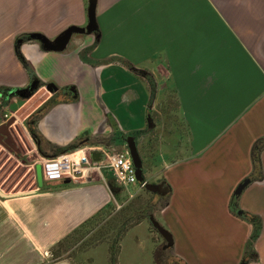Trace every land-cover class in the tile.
I'll use <instances>...</instances> for the list:
<instances>
[{"label": "crops", "instance_id": "obj_1", "mask_svg": "<svg viewBox=\"0 0 264 264\" xmlns=\"http://www.w3.org/2000/svg\"><path fill=\"white\" fill-rule=\"evenodd\" d=\"M84 1L51 0L28 30L0 21L8 29L0 34V87L38 84L30 98L9 93L1 103L28 143H18L15 160L30 169L38 157L65 149L128 151L132 135L145 180L157 191L136 183L131 194L117 183L114 194L105 168L0 196V264H76L52 248L107 204L110 214L125 195L143 192L149 199L119 241L117 264L129 235L132 256L146 253V264H240L245 257L264 264V145L259 170L252 153L264 142V0H96L97 30L72 34L62 50L22 36L53 40L70 25L86 26ZM0 8L8 13L11 0H0ZM14 34L22 39L17 45ZM36 94L38 105L16 115ZM248 177L237 206L260 223L252 249V221L231 206ZM149 215L171 233L170 249H161ZM157 249L164 251L159 261ZM91 251L88 264H97L100 251ZM108 260L106 251L103 264Z\"/></svg>", "mask_w": 264, "mask_h": 264}, {"label": "rangeland", "instance_id": "obj_2", "mask_svg": "<svg viewBox=\"0 0 264 264\" xmlns=\"http://www.w3.org/2000/svg\"><path fill=\"white\" fill-rule=\"evenodd\" d=\"M51 0H11V8L9 10V14L4 9L5 13L2 15L0 14V21L2 23L3 20L8 19L10 24L8 25L9 28L13 31H17V26H23V28H33L35 26L34 20L36 13L45 9L47 3ZM58 1V0H55ZM85 7L87 6V0L84 1ZM0 12L3 10L0 8ZM57 15H62L64 9L62 8H55L54 11ZM4 15V16H3ZM0 23V34L3 32H7V25L3 26ZM24 24V25H22ZM12 33V32H11ZM27 34V32L25 33ZM20 37L19 34H14L13 36V44L17 45V38ZM99 99V96H95V99ZM40 100V95L36 94L33 99L31 100L32 103L28 104V106H23L19 110H17L16 115L25 117L26 113L30 110V105H38ZM21 102V100H20ZM20 102L17 104H12L10 106L11 109L18 108ZM2 103L0 98V120L4 117V114H10V109H7ZM97 103V101H96ZM99 106V105H98ZM29 107V108H28ZM32 107V106H31ZM32 109V108H31ZM14 111V110H12ZM12 116V115H11ZM10 116V117H11ZM16 123V122H15ZM20 135H18L16 130ZM15 129L12 126V130L17 135L16 139L18 143L22 147L25 145L28 146L27 141L25 142V133L23 132L22 127H17ZM15 135V137H16ZM21 136V137H20ZM24 141H22L21 140ZM25 148V147H24ZM33 159V158H32ZM21 162V161H20ZM22 164V162H21ZM15 160V155L12 157L7 156V150L0 144V188L7 193L12 192V189H16L15 191H26L28 188H31L34 180L29 174V168L26 166H22ZM24 164V163H23ZM108 171V170H107ZM107 174L112 176L111 173L108 171ZM127 191L131 194H134L138 189V184L131 186V184H127ZM138 199L137 197H129L128 195L124 196V200L120 203L119 208L113 211L112 213L102 214L97 220L90 226L82 229L78 233H76L73 238L68 242L66 250L65 248L62 249L60 252L61 257L69 258L70 261L76 264H88L93 257H91L90 253H92L91 249L96 248L97 252L100 251L97 255V264H103V254L104 252L108 251L109 256V246L114 238L117 235V232L122 227H127L128 224L134 222L137 218V213L139 209H144L147 200L149 199V194L143 192ZM129 218L127 222L125 220ZM125 222V225H124ZM154 231V230H152ZM154 237L159 240V234L155 231L153 232ZM131 243L130 242V235L127 236L125 241L123 242V248L121 254L119 255V259L121 260V264H146L142 262V259H145L146 253L140 252L139 260L136 257L132 256L131 254ZM100 249V250H99ZM90 256V258H89ZM51 254L48 255V261L51 259ZM53 258V257H52ZM118 259V256H117Z\"/></svg>", "mask_w": 264, "mask_h": 264}, {"label": "water", "instance_id": "obj_3", "mask_svg": "<svg viewBox=\"0 0 264 264\" xmlns=\"http://www.w3.org/2000/svg\"><path fill=\"white\" fill-rule=\"evenodd\" d=\"M95 5H96V0H87V7H86L87 24L84 27L76 26V25H70V26L66 27L64 30H62L56 36V38L53 40H49L45 35H43L42 33H39V32L28 33L26 39L39 41L42 44L43 48L46 50H62L65 47L66 43L68 42V40L70 39L72 34H74V33L83 34L86 32H92V31L97 30L96 17H95ZM18 40H19V42L22 41V39H18ZM37 87H38V84H37V80L35 79L32 81V84L30 85L29 88H12L10 93H12V95L18 96V94H20L22 91L27 90L28 93L26 95H23V97H29L30 95H32L34 93V91L36 90ZM47 87H48V85H47ZM14 122H15L14 117H10L6 122L0 123V135H5L7 142L12 146L13 149L17 150L18 147L15 143L16 137H15L14 132L12 130V126L14 125ZM126 141H127L128 154H129V156L132 160V163L135 167V170H136L137 182L140 184H143L145 189L157 191V187L155 184L149 183L145 180V177L143 174V169H142V158H141L140 153L137 149V145H136V142L134 140V137L132 135H129L126 137ZM69 150H71V149H69ZM69 150L65 149V150L61 151L59 154H64V153L68 152ZM98 154L99 153H97V152L92 153L93 159L97 160L99 158ZM34 169H35L36 184L38 185V187H41L43 184L41 164L36 163L34 165ZM250 180L251 179L249 177L245 178L243 181H241L237 185V187L233 193L231 206H232L233 211L235 213H237L238 215H241V216L246 217L250 220H253V217L249 213L241 210L237 206V199H238L240 193L242 192V190L250 182ZM65 182H69V179H66ZM27 192L32 193V192H34V190L25 191V193H27ZM22 193H24V191L23 192L7 193V192H4L0 188V196H2V197L17 196V195H20ZM148 220H149L151 227L164 240V243L162 244L161 249H163V250L170 249V247H172V243H173L171 233L166 228H164V226H162L152 215L148 216ZM247 261H248V258L245 257L242 259L240 264H246ZM182 264H184V263L182 262Z\"/></svg>", "mask_w": 264, "mask_h": 264}, {"label": "built area", "instance_id": "obj_4", "mask_svg": "<svg viewBox=\"0 0 264 264\" xmlns=\"http://www.w3.org/2000/svg\"><path fill=\"white\" fill-rule=\"evenodd\" d=\"M10 114H4L0 123L6 122ZM98 152L99 158L93 159L92 153ZM41 164L43 182L54 183L64 179L77 181L89 175L90 171L108 169L119 185L136 184V170L128 151H108L100 147L79 148L51 158L38 157ZM35 178V175H34ZM36 182V178H35ZM140 184V183H139ZM143 187V184H140Z\"/></svg>", "mask_w": 264, "mask_h": 264}, {"label": "trees", "instance_id": "obj_5", "mask_svg": "<svg viewBox=\"0 0 264 264\" xmlns=\"http://www.w3.org/2000/svg\"><path fill=\"white\" fill-rule=\"evenodd\" d=\"M24 38L27 37V34L22 35ZM22 37V38H23ZM17 39H20V37H18ZM18 58L21 60L22 64L26 67V63L24 58L22 57V55L20 53H17ZM11 89L9 87H0V98L2 101H6V99L9 96ZM263 143V144H262ZM7 144V143H6ZM262 145H264V142H262L261 140L257 141V143L254 146L253 149V163H254V169L259 170L260 169V158H259V151L262 147ZM6 148H8V150L12 151L13 154L18 157L19 153L17 151H15V149L12 148V146L10 144L6 145ZM108 184L110 186V188L112 189V192L115 194V192H117V189H119V186L117 185V182L115 181L114 177H110V179L108 180ZM110 207V204H107L106 207L100 211H98L94 216H92L90 219L84 221L78 228H76L72 233H70L69 235H67L64 239L60 240L53 248H52V253L54 256H60V252L62 251L63 248L67 247L68 242L71 240V238H73V236L78 233L79 231H81L82 229L92 225L98 217H100L102 214L107 213L108 209ZM109 213V212H108ZM129 220V218H127L125 220V222H127ZM252 224H253V230L250 236V239L248 240L247 243V248L248 249H252V245L255 241V239L257 238L259 231H260V223L256 218H253ZM124 222V225H125ZM137 220L135 219L134 222H131L130 224L127 225V227H122L118 230L116 237L114 238V241H112L110 243L109 246V260H108V264H117V256H118V252H119V241L121 240V238L123 237V235L125 234L127 228L129 226H131L132 224L136 223ZM153 229V228H152ZM164 254V251L157 249L156 251V261H159L161 259V255ZM160 264H165V263H160ZM174 264H177L176 262Z\"/></svg>", "mask_w": 264, "mask_h": 264}, {"label": "flooded vegetation", "instance_id": "obj_6", "mask_svg": "<svg viewBox=\"0 0 264 264\" xmlns=\"http://www.w3.org/2000/svg\"><path fill=\"white\" fill-rule=\"evenodd\" d=\"M32 84V82H30V83H28V85H26L25 87H22V88H29L30 87V85ZM37 89H38V87L36 88V90L34 91V93L37 91ZM28 92H27V90H24V91H22L20 94H18V96H23V95H26ZM33 93V94H34ZM32 94V95H33ZM32 95H30L29 97H27V98H30ZM17 132V134L19 133L18 132V129L16 130ZM14 132V131H13ZM14 135H16L15 133H14ZM18 135H20V133L18 134ZM21 137V136H20ZM16 139H18L17 138V135H16ZM15 141V140H14ZM9 144L8 142H7V140H6V136L5 135H0V144L3 146V147H5L6 148V145L7 144ZM15 143H16V145H19L18 144V141L16 140L15 141ZM6 149H8V148H6ZM29 174H31V177H32V179L34 180V182H35V178H34V175H35V169H34V167H32V168H30L29 169Z\"/></svg>", "mask_w": 264, "mask_h": 264}]
</instances>
